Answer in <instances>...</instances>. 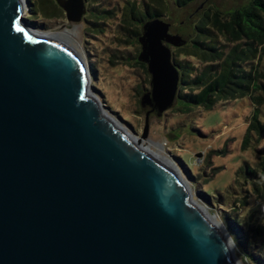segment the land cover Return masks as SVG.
Instances as JSON below:
<instances>
[{
	"label": "water",
	"instance_id": "water-1",
	"mask_svg": "<svg viewBox=\"0 0 264 264\" xmlns=\"http://www.w3.org/2000/svg\"><path fill=\"white\" fill-rule=\"evenodd\" d=\"M57 2L68 25L83 19L85 0ZM27 4L0 0V264H241L178 167L104 113L82 57L34 28ZM170 27L155 18L139 37L141 104L158 114L186 43Z\"/></svg>",
	"mask_w": 264,
	"mask_h": 264
},
{
	"label": "trees",
	"instance_id": "trees-1",
	"mask_svg": "<svg viewBox=\"0 0 264 264\" xmlns=\"http://www.w3.org/2000/svg\"><path fill=\"white\" fill-rule=\"evenodd\" d=\"M27 1L32 21L65 13L57 0ZM85 1V34L105 45L108 62L113 66L119 63L131 65L134 59L148 76L147 64L135 60L140 51L139 37L145 22L168 17L170 0ZM171 1L183 7L194 0ZM172 59L180 75L176 109L181 114L196 108L211 110L218 103L223 105L246 96L250 98L253 112L242 147L245 150L252 147L257 153V161L241 165L236 184L242 186L241 179L248 183L247 188H241L244 206L248 204L250 192L257 201H264V147L258 146L264 138V0H250L246 6L229 11L208 6L194 22L186 43L172 47ZM96 71L97 68L91 67L90 74L95 77ZM263 217V214L251 211L245 220L234 218L239 223H232L241 230L229 228L246 258L250 257L255 264H264Z\"/></svg>",
	"mask_w": 264,
	"mask_h": 264
},
{
	"label": "rangeland",
	"instance_id": "rangeland-1",
	"mask_svg": "<svg viewBox=\"0 0 264 264\" xmlns=\"http://www.w3.org/2000/svg\"><path fill=\"white\" fill-rule=\"evenodd\" d=\"M249 2L250 0H194L179 7L170 0L167 5L168 17L164 20L171 23V33L188 39L193 32L194 22L208 6L215 5L221 11H229L246 6ZM29 6L27 4L24 14L30 19ZM30 22L34 28L44 33H63L68 45L82 57L89 71L91 67L97 68L95 77L90 74L92 92L103 104L105 111L131 135L146 142L145 146L153 152L172 161L188 182L193 199L228 231L231 226L241 230L240 226L234 225L239 223L236 219L245 220L251 211L264 215V201H257L252 192H246H250L248 204H242L244 191L241 188H247L248 183L241 179L244 184H236V174L241 165L257 161V153L252 147L246 150L242 147L253 112L249 97L223 105L218 103L211 110L196 108L188 114H181L176 109V99L171 107L158 114L151 105H141V96L151 89L150 73L148 72V76L144 74V69L134 59L131 65L119 63L113 66L109 63V55L104 52L105 45L85 34L84 19L68 25L69 21L64 13L54 18L39 17ZM147 112L148 134L143 137ZM258 146L264 147V138ZM243 243L244 241L242 245ZM253 247L250 246L251 249ZM234 253L241 264H255L250 257L246 258L240 244L235 245Z\"/></svg>",
	"mask_w": 264,
	"mask_h": 264
},
{
	"label": "bare ground",
	"instance_id": "bare-ground-1",
	"mask_svg": "<svg viewBox=\"0 0 264 264\" xmlns=\"http://www.w3.org/2000/svg\"><path fill=\"white\" fill-rule=\"evenodd\" d=\"M44 34H46L47 36H51V37H56V38H60V39H63L64 41H66L67 42V39L65 38V35L63 34V33H56V32H45ZM103 111H104V113L107 115V116H109V117H111L106 111H105V109H103ZM112 119L116 122V123H118V121L116 120V119H114L113 117H112ZM120 124V123H119ZM139 142V141H138ZM142 146H145V144H146V142H139ZM148 143V142H147ZM145 147H147L148 148V146H145ZM159 156V155H158ZM162 160H164L165 162H168L169 164H171L173 167H175L176 165L172 162V161H170L169 159H167V158H165V157H163V156H159ZM176 168V167H175ZM209 217H210V219L212 220V221H214V222H216L219 226H221V222L217 219V218H215L213 215H209Z\"/></svg>",
	"mask_w": 264,
	"mask_h": 264
}]
</instances>
